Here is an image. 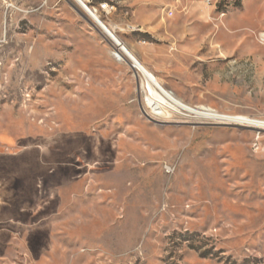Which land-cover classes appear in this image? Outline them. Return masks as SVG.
<instances>
[{
  "label": "rangeland",
  "instance_id": "1",
  "mask_svg": "<svg viewBox=\"0 0 264 264\" xmlns=\"http://www.w3.org/2000/svg\"><path fill=\"white\" fill-rule=\"evenodd\" d=\"M83 1L185 105L264 121V0ZM111 52L0 0V264H264V130L154 116Z\"/></svg>",
  "mask_w": 264,
  "mask_h": 264
},
{
  "label": "bare ground",
  "instance_id": "2",
  "mask_svg": "<svg viewBox=\"0 0 264 264\" xmlns=\"http://www.w3.org/2000/svg\"><path fill=\"white\" fill-rule=\"evenodd\" d=\"M69 3L71 8L89 25L99 32L103 38L108 39L114 44L119 45V50L122 54L120 61L129 64L136 74L141 78V91L145 92V104L151 110V113L156 116L165 115V110L178 111L190 113L192 115L203 117L204 119L211 121H220L229 123H241L242 125L256 128V130H264V121H254L242 117H230L223 116L214 113L215 111L208 108H196L192 109L189 106L176 99L172 93L166 91L160 82L151 74L140 62H138L134 56L126 49L123 43L115 36L112 30L104 25L100 19L94 15V13L88 8L83 0H65ZM106 7H110L106 2ZM171 17L172 15H167ZM261 40L264 41V34L261 35ZM112 55L116 58V48L114 45H110ZM212 111V112H211ZM144 113V112H143ZM238 125V124H236ZM240 125V126H242Z\"/></svg>",
  "mask_w": 264,
  "mask_h": 264
},
{
  "label": "built area",
  "instance_id": "3",
  "mask_svg": "<svg viewBox=\"0 0 264 264\" xmlns=\"http://www.w3.org/2000/svg\"><path fill=\"white\" fill-rule=\"evenodd\" d=\"M204 4H206L207 6H212L215 5V3L217 2V0H203ZM98 10L104 13H109L111 8L110 7H106V2H103L102 4L99 5ZM172 11H169L166 13V15H172ZM109 43V45H114V47L116 48V59L118 61H120V56H122L120 50H119V45L118 44H114L113 42L109 41L108 39H106ZM262 44L264 45V41H262ZM1 68H0V81H1Z\"/></svg>",
  "mask_w": 264,
  "mask_h": 264
}]
</instances>
